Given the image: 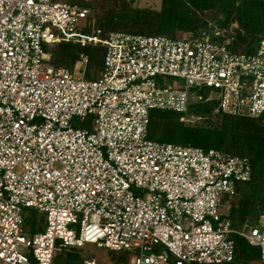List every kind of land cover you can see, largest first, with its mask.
<instances>
[{"label":"built area","instance_id":"obj_1","mask_svg":"<svg viewBox=\"0 0 264 264\" xmlns=\"http://www.w3.org/2000/svg\"><path fill=\"white\" fill-rule=\"evenodd\" d=\"M62 42L103 46L100 76L85 79V54L80 77L51 64L44 45ZM200 89L216 112L262 116L264 42L245 54L205 35H104L78 4L0 0V264H52L86 244L124 264H230L232 235L264 264V217L239 229L221 210L250 181L248 159L148 138L151 111L187 114ZM87 116L92 131L73 125ZM26 209L42 232L24 230Z\"/></svg>","mask_w":264,"mask_h":264},{"label":"trees","instance_id":"obj_2","mask_svg":"<svg viewBox=\"0 0 264 264\" xmlns=\"http://www.w3.org/2000/svg\"><path fill=\"white\" fill-rule=\"evenodd\" d=\"M61 1L89 8L95 26L104 35L123 32L170 39L188 34L195 38L205 35L213 42L227 43L232 52L245 54H256L264 42V0H161L159 9L133 7L128 0ZM44 49L50 55L51 64L67 67L72 73L81 64L79 55L86 53L84 77L90 80L97 79L104 67L105 48L100 45L81 47L62 42L46 45ZM82 72L79 69V74ZM210 93L209 89L193 90L187 114L151 111L148 138L160 143L215 149L224 155L248 159L252 174L250 181L237 187L235 197L239 195L241 199L234 202L233 198H224L221 209L223 213L228 212L232 224L240 229L246 222L255 223L264 217V114L248 118L216 112L218 101L209 99ZM190 118L196 121L186 123L185 119ZM44 227L43 214L33 209L24 211L26 232H42ZM231 239L235 248L230 264H260L258 248L237 235ZM81 250L62 251L52 264H83ZM111 257L115 264L125 263L118 252H112Z\"/></svg>","mask_w":264,"mask_h":264},{"label":"rangeland","instance_id":"obj_3","mask_svg":"<svg viewBox=\"0 0 264 264\" xmlns=\"http://www.w3.org/2000/svg\"><path fill=\"white\" fill-rule=\"evenodd\" d=\"M56 1L62 2L61 0H56ZM56 1H54V2H56ZM128 3L133 7H148V8L159 9L160 4H161V0H128ZM45 46L46 45H44V47ZM79 69L82 71L83 65H81V64L78 65V69H75V71L73 72V75L75 74V75L80 77L81 74H79ZM85 79H87V78H85ZM87 80H90V79H87ZM168 84L172 85L173 87H183L184 86V82L180 79H169ZM210 97L215 98L216 93L211 91ZM185 116H188V115H185ZM93 120L94 119L92 116H87L84 119L75 118L73 121V125L75 127H81V128L88 129V130L92 131L93 130ZM185 120H186L185 121L186 123H194L196 121V119H193V118L185 119ZM240 199H241V196L238 195L237 197H234L232 200H234V202H238ZM81 251H82L83 257L85 259H96L98 264H115L114 261L111 259L112 258L111 257L112 252L107 250V249L98 248V247H96V245H93V244H86L82 248ZM118 254H120L124 257L125 262L127 261L128 255L126 253H118ZM115 256H116V254H115Z\"/></svg>","mask_w":264,"mask_h":264}]
</instances>
